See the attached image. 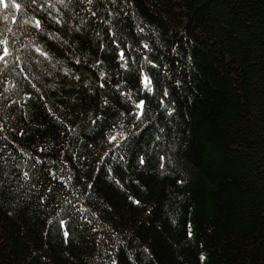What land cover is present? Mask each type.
<instances>
[{"label": "trees", "instance_id": "1", "mask_svg": "<svg viewBox=\"0 0 264 264\" xmlns=\"http://www.w3.org/2000/svg\"><path fill=\"white\" fill-rule=\"evenodd\" d=\"M16 3L0 264H264V0Z\"/></svg>", "mask_w": 264, "mask_h": 264}, {"label": "snow or ice", "instance_id": "2", "mask_svg": "<svg viewBox=\"0 0 264 264\" xmlns=\"http://www.w3.org/2000/svg\"><path fill=\"white\" fill-rule=\"evenodd\" d=\"M89 3H91V0H89ZM10 7H15L17 10L19 9L20 5L18 3H16V0H0V8H4V9H7V8H10ZM8 17L5 16L4 19H7ZM15 22V21H13ZM36 27H40V22L37 21L36 22ZM11 29H9L10 31ZM8 42L6 39H3V40H0V61H3L5 60V57H7L10 53H9V48L8 47H5L4 45H6ZM37 51H40V49H37ZM42 55H44L45 53L41 52ZM121 59L124 58V55L123 53L121 52ZM151 84V81L145 76L144 77V86L145 88H148L149 91H151L149 85ZM137 108L143 110V107H144V102L143 101H140L137 105H136ZM139 115V114H138ZM112 139L114 140L115 139V136L112 137ZM143 162V161H142ZM27 175V174H25ZM65 237H67L68 233L65 232ZM201 259L203 260L204 257L201 256Z\"/></svg>", "mask_w": 264, "mask_h": 264}]
</instances>
